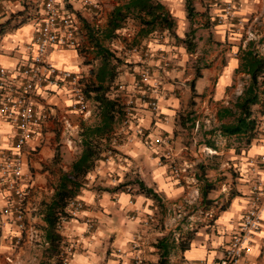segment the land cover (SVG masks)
Here are the masks:
<instances>
[{"label":"crops","instance_id":"obj_1","mask_svg":"<svg viewBox=\"0 0 264 264\" xmlns=\"http://www.w3.org/2000/svg\"><path fill=\"white\" fill-rule=\"evenodd\" d=\"M126 1L111 0L112 3L106 6L107 13L105 12L99 28L104 27L111 9ZM185 1L161 0L175 19L174 32L178 38L163 32L161 43H152V37H148L139 44L145 46L146 53L150 56L147 62L153 64L151 79L157 82L158 86L149 87L148 96L157 98L158 107L153 111L146 103L138 99L135 101L134 112L146 136L134 135L130 127H122L120 122L115 124L108 145L114 135L119 137L122 133L130 134L127 142L115 144L119 152L115 156L118 160L123 157V162L96 164L87 174V182L76 196L83 201L84 208L76 218L67 220L61 232L64 237L76 241V247L70 255V264H130L135 253H139L142 264H152L155 261L154 242L161 233L151 227L153 223L149 221L153 200L143 194H133L124 187L116 189L118 185L116 182H121L122 174H127L128 167L134 164L139 179L158 193L163 206L175 204L181 198H185L186 190L183 183L188 187L186 184L190 178L186 174L185 181L181 182L173 176L167 160L164 159L166 162L160 160L162 149L166 145L156 143L154 140L159 136L167 137L175 161L178 152V136L175 132L179 125L177 117L188 107L191 109L189 105L192 97L191 81L194 82L196 93L194 101L201 100L199 107L197 104L194 106L196 123L199 114L208 113L214 107V103H218L216 112L222 106H231L247 85L249 75L238 67L243 51L249 43H252L254 52L264 57V0H237L234 17L221 23L218 22L217 15L224 0H191L195 14L193 12L190 20L186 16ZM36 2L40 4L41 0ZM21 7V1L7 2L0 12V24L7 19L11 20L10 25L19 23L26 10H33L31 6L28 8L26 5L25 10L19 12ZM74 9L77 14L78 33L82 40L85 39L86 47H90L86 39L85 23L95 26L90 23L87 16L97 15L101 5L100 10L94 12L82 6L78 0H74ZM23 20L24 22L17 28L9 29L0 35V64L11 70L25 61L27 53L25 45L36 32L37 24L32 19ZM189 25L193 29L190 33H185ZM135 32L126 34L124 40L125 43L129 42V46H132ZM200 33L204 34L202 43L196 36ZM202 45L207 48L206 51L199 50ZM83 55L87 56L88 53L82 52L81 49L51 48L47 51V58L56 67L70 70L82 79H88L89 71L97 61H82L85 57ZM92 55L94 58V54ZM126 61L128 62L125 59L124 62ZM166 64H170V68H162V65ZM122 66H124L122 69L118 66V71H121L114 83L126 84L128 88L138 84L136 66L132 71L125 68L126 64ZM243 76L247 77L244 83L241 81ZM118 91L116 88L113 90L116 95L110 92L109 96L118 98ZM87 99V109L79 111L71 106L73 100L67 87L45 89L39 93L37 100L43 103L50 117L42 123L37 135L27 146L30 152L26 157V170L34 186L32 195L26 203V220L29 228L24 233L23 242L17 245L14 237L19 231L15 222L0 216V264H59L57 255L49 251L45 240L43 210L45 203L52 198L59 176L70 170L72 161L82 151L79 136L82 124L92 125L97 121L96 104L91 98ZM90 104L95 108V113L90 110ZM260 107L255 105L254 109L260 120L259 127H262L264 110L260 113ZM94 116L96 119L91 123ZM226 119L218 121L220 123L231 121L230 118ZM74 131L77 133L79 149H76L77 147L73 149L69 138L66 137L68 133ZM12 134V126L0 117V144L6 145L11 142ZM219 136L224 142L234 138L221 133ZM57 141L65 144V147H62L58 159L54 161L53 158L57 156ZM212 143L213 146L209 145L207 149H213L212 152L217 155L226 154L228 157L225 164L227 166L232 164L235 172L237 173V170L239 172L229 197L222 202L212 201L201 217L199 216L202 222L187 236L189 248L183 251L178 245L180 260L177 264H210L212 260L223 255L233 233L240 225L242 214L249 202L250 183L254 177L249 162L264 153L260 128L250 146L240 148L239 152L228 147L219 148L215 142ZM174 146L176 148H173ZM60 156L70 160H62ZM182 163L190 166L186 160L179 164ZM260 177L264 179V174H260ZM9 198H12L10 192L0 186V208ZM261 216L262 226L253 236L251 247L238 264H264V210ZM155 221L158 223L157 219ZM170 254L169 261L175 264L172 263Z\"/></svg>","mask_w":264,"mask_h":264},{"label":"built area","instance_id":"obj_2","mask_svg":"<svg viewBox=\"0 0 264 264\" xmlns=\"http://www.w3.org/2000/svg\"><path fill=\"white\" fill-rule=\"evenodd\" d=\"M13 1H21L22 7L19 12H23L26 5L28 8L31 6L33 10H26L22 17L27 20L32 19L37 24L35 34L25 45L27 52L25 61L20 62L12 70L0 64V117L13 128L12 141L6 145L0 144V186L6 188L12 196L0 208V216L15 222L19 233L15 235L14 240L15 244L19 245L23 242L24 233L29 228L26 220V203L34 190L26 170V157L30 152L27 146L37 135L42 123L50 117L43 103L37 100L38 95L45 89L67 87L73 100L71 106L79 111L87 109L88 99L83 92L82 77L70 70L56 67L47 58V51L51 48L80 50L82 47L74 0H65L64 3L60 0H41L40 4L36 0H0V12L7 2ZM78 1L88 10L94 12L100 10L99 0ZM236 6L237 0H224L221 11L217 15L218 22L221 23L234 17ZM95 26L99 27L98 23ZM158 37L163 38V34L159 33ZM131 51H138L137 46H132ZM140 81L144 87L139 90L138 100L146 103L151 110H156L157 98L149 97L146 88H155L158 84L157 82L150 83L148 69L144 68L140 71ZM118 88L124 89V86L119 84ZM122 103L124 117L120 121L121 126L130 127L134 135H144V129L134 112V100L128 97ZM259 128L264 141V125ZM154 141L166 145L162 149L160 159L167 160L168 167L176 179L185 180L188 165L187 163L179 164L173 160L174 155L169 147V139L159 136ZM209 151L212 150L209 149ZM249 163L254 177L250 183L248 205L223 255L212 260L210 264H238L244 253L251 247L253 236L262 226L264 179L260 177V174H264V153L259 154ZM83 208V201L74 197L68 202L66 212L70 218H76ZM69 219L63 217L57 225V231L62 237L58 253L59 264H70V255L76 247L75 239L66 238L61 233L64 224ZM132 259L130 264H142L139 253H135Z\"/></svg>","mask_w":264,"mask_h":264},{"label":"trees","instance_id":"obj_3","mask_svg":"<svg viewBox=\"0 0 264 264\" xmlns=\"http://www.w3.org/2000/svg\"><path fill=\"white\" fill-rule=\"evenodd\" d=\"M185 10L186 16L190 20L194 12L191 0L185 1ZM128 21H132L137 27L132 46H139L143 39L151 37L154 33L165 32L178 38L174 32L175 19L161 0H127L111 9L104 27L99 28L85 23L86 39L94 52V60L97 61V64L90 69V77L82 79L85 80L83 92L96 104L97 121L92 125L82 124L79 132L82 151L72 161L70 170L59 176L51 200L45 203L43 210L44 236L49 251L57 257L62 238L57 231V225L61 218H70L66 212V206L72 198L80 194L86 184L87 174L94 169L99 160L104 158L103 152L109 150L107 147L109 136L114 131L115 124L124 117L122 101L109 96L111 90L119 86L114 82L119 73L120 59L106 43L119 37L118 30L123 28ZM10 22L11 20L7 19L0 24V35L9 29L17 28L24 20L13 25H10ZM238 69L249 75L247 85L244 86L241 94L236 97L231 106H222L216 112L219 120L231 119L229 122H221L218 129L222 135L234 137L240 142V145L234 147L236 152H239L240 148L245 149L250 146L251 141L258 133L260 120L254 106H261L260 113H263L264 110V57L254 52L252 43H249L244 49ZM191 91L192 97L189 100L191 109L185 117L181 114L178 115L177 121L180 125H184L188 121L192 127L195 125L196 119L193 99L196 93L193 81H191ZM209 145L213 146V143L210 142ZM200 167L202 168L203 165L201 164ZM129 183H134L137 186L136 193L143 194L161 204L158 193L141 179L136 178ZM125 184H118L116 189ZM213 188L210 182L204 180L203 186L200 188L202 200L206 201L208 192ZM173 245L174 241L170 240L168 235L164 234L158 237L154 242L156 259L152 264H171L169 254ZM179 246L183 251L188 249L189 239L181 241Z\"/></svg>","mask_w":264,"mask_h":264},{"label":"rangeland","instance_id":"obj_4","mask_svg":"<svg viewBox=\"0 0 264 264\" xmlns=\"http://www.w3.org/2000/svg\"><path fill=\"white\" fill-rule=\"evenodd\" d=\"M110 3H112L111 0L100 2L101 10L99 11V13H97V15L90 14L87 16V18L90 20V23H98V25H100L102 23L104 14L106 15L107 13L106 6H108ZM191 29L193 28L191 25H189V27L185 29V33H190ZM135 31L136 27L133 22L128 21L123 28L118 30L119 37L111 40L109 43H106L108 47L114 52V54L119 57V67H121V69L124 67L122 65L126 64L125 68H128L130 69V71H132L136 66L135 75L138 84L132 86L131 88H128L126 87V84H123L124 89L117 88V90L120 91L117 92V94L119 93L117 97L123 99L122 101L126 100L128 97L133 99L134 102L137 101L140 95L139 90H141L140 88L144 87V85H142V82L140 81V71L142 69L146 68L149 70L150 83L154 82V80L151 79V67L153 66V64L147 62V58H150V56L148 53H146L145 46L143 44L141 46H137L138 51L133 52L131 51V46L128 45L129 42L125 43L124 39L127 37L126 34H133ZM158 35L159 33H154L151 36L152 43H161V41H163V39L158 37ZM196 36L198 37L199 42L202 43L204 34L200 33L196 34ZM84 41L85 39L82 40L81 51L88 53V55H83V57H85L82 59V61L90 62L91 60V62H93L95 61L94 58H92V54H94L93 50L90 49V47H86L87 43H85ZM199 50L206 51L207 48L205 49L202 45ZM125 59L128 60V62H124ZM162 68L168 69L170 68V64H166L165 66L162 65ZM246 80V76H243L241 78L242 83H244ZM117 84H119V82ZM115 89L116 88H113L111 90L113 95H116V92L113 93V90ZM148 91L149 87L146 88L147 95H149ZM195 104H197L199 107L201 105V100H198L197 102H195ZM214 104V107L209 110L208 113L199 114L200 116L194 126L191 127L190 122L186 121L184 125L179 124L177 126V129L175 130L176 135L178 136V152L175 156V161L177 163H180L182 162V160H186L188 164H190L186 173L188 178H190L188 179L189 183L186 184L188 187H186L183 183L186 190L185 198H181L177 203L168 206H163L162 202H160L161 204H159L153 201V206H151V214L149 217L150 223H153L151 227L161 233L157 237H161L162 235L166 234L169 236L170 240L174 241L175 244L173 245V248L171 250L170 259L172 260V263L175 264H177V262L180 260L178 247L179 243L181 241H185L187 239V236L193 231V229H195V227H199V224L202 222V220H199L201 217L200 215H202V213L205 211V208L210 203H212V201L217 200L219 202H222L229 197L232 192L233 184L236 182L235 177L239 172L238 170L237 173L235 172V167L233 168L232 164L230 166H227V164H225L228 157L226 156V154L217 155L207 149L210 147L209 141L215 142L216 146L219 148L228 147L232 150L234 149V147L240 145V142L238 140H235L234 138L229 141L226 140L224 142L219 136L220 133L218 131V127L220 122L215 115L218 103ZM90 110L92 111V113L96 112L95 108L92 107V104H90ZM188 111L189 107L183 110L181 115L185 117ZM92 119L93 121H91V123L95 121L94 119H96V117L94 116L92 117ZM226 121L228 120L226 119ZM129 136L130 134L123 133L119 137L118 135H114L112 141L110 142V145L107 146L109 150L103 152L104 158L99 160L97 162V165L101 163L106 165L108 162H123V157L122 159L118 160L115 156V154H119L117 148L115 147V144H117V142H127V138ZM66 137L69 138L73 149H75V147H77L76 149L80 148L79 142L77 143V133L75 131L72 133H68ZM62 147H65V144L57 141V156L53 158L54 161L58 159ZM173 148L176 147L174 146ZM60 159H66L67 161L70 160L69 158H65L64 156H60ZM160 160L161 162H166L164 161V158H161ZM201 164L203 165L202 168L200 167ZM135 170V165L131 164V166H129L127 169V174H122L123 177L121 182H116V184L126 183L123 187L130 190L133 194L136 193L137 186L134 183L129 182L134 181L136 178H140L139 174L135 172ZM192 177L195 178L191 179ZM205 179L214 187L210 192H208L206 201L202 200L199 191ZM182 181L185 180H181V182ZM156 219L158 223H156Z\"/></svg>","mask_w":264,"mask_h":264}]
</instances>
